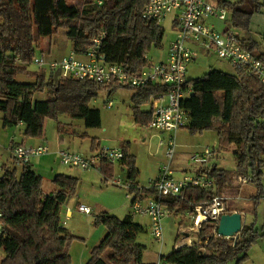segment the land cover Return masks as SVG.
Wrapping results in <instances>:
<instances>
[{"label": "trees", "instance_id": "trees-1", "mask_svg": "<svg viewBox=\"0 0 264 264\" xmlns=\"http://www.w3.org/2000/svg\"><path fill=\"white\" fill-rule=\"evenodd\" d=\"M78 8L67 0H0V112L2 125H23L25 138L40 137L45 119L57 121L58 131L65 127L61 116L82 119L85 127H98V109L89 102L102 88L114 90L120 86H101L91 81L55 77L41 73L34 81H17L15 76L25 72L35 55L37 37H49L60 29L73 44L77 54H85L92 40L103 34L99 54L108 63H119L130 70L145 66L152 48L162 46L163 27L142 18L148 0H81ZM219 2L230 8V24L237 29L248 28L250 18L261 12L263 0ZM239 37V36H238ZM239 40L241 41L240 37ZM243 43V41H241ZM244 44V43H243ZM244 46L264 65V49L250 39ZM191 91L181 106L187 116L186 127L191 133L212 130L218 136V149L233 152L236 170L250 178L256 187L255 199L263 195L264 167V84L253 76L235 71L229 74L210 69L196 78H189ZM134 90L133 117L146 126L150 116L140 110L153 93L163 90L158 85L126 87ZM46 92L45 100L34 97ZM120 163L127 167L129 189L135 195H152V187L138 188L134 183L138 174L135 159L122 146ZM104 177L112 172L110 163H100ZM19 176L15 169L5 167L0 175V247L4 256L0 264H70L68 243L72 238L61 224V208L74 194L76 177L59 173L52 179L54 192L45 193L42 177L30 164H22ZM214 180L222 179L226 171L211 167L202 169ZM208 203L206 191L186 187L179 197L168 203L170 213L179 209L193 211L195 205ZM95 222L105 225L106 233L91 251L86 264H156L142 260L145 247L136 242L143 231L131 215L118 218L107 212L97 214ZM253 224H243L236 239L214 237L217 224L204 221L198 237L202 243L173 248L164 261L174 264H228L231 259L240 264L253 242L264 234L254 230ZM242 254V256H240Z\"/></svg>", "mask_w": 264, "mask_h": 264}, {"label": "rangeland", "instance_id": "rangeland-1", "mask_svg": "<svg viewBox=\"0 0 264 264\" xmlns=\"http://www.w3.org/2000/svg\"><path fill=\"white\" fill-rule=\"evenodd\" d=\"M67 1L78 8L82 7L81 0ZM235 1L237 2L239 0ZM171 17L172 16L168 15L161 22V26L164 30V46L167 45L172 37ZM208 21L214 24L217 31H223L227 26L229 27L228 22L218 20L215 17L210 18ZM231 30L240 37L244 44H247V42L252 39L258 43L260 50H263L264 4L261 12L255 13L250 18L247 29L239 30L231 25ZM35 45L34 54L39 55L42 52L49 59L60 58L74 51L72 42L66 37L65 29H60L49 37H37ZM161 54V52L156 51V48H152L148 53L149 60L157 61L158 57H161ZM210 69L235 74L232 66L227 61L218 58L214 53L199 51L197 58L192 60L188 65L187 76L189 78L200 77ZM41 73L44 74L45 78L51 75L47 69H39L30 62L25 66V72L17 74L15 79L21 82L34 81L36 76ZM56 73L53 74V76L61 77ZM133 92V89L126 87H119L114 90L102 88L98 92V95L89 102L90 107L96 108L99 111L100 125L98 127L89 128L84 126L83 129L87 130L89 134L96 136V139L99 141L98 149L103 147L121 148L126 145L128 152L134 156L135 166L138 169L135 184L138 188H146L149 182L158 175L162 165L167 164L164 149L159 144L166 135L159 131L145 128L144 125L138 124L133 120L131 114L132 109L130 107L132 104L131 95ZM42 94L46 97L50 96L46 92H42ZM108 102H111V107H107ZM148 108V105H142L141 107L143 110H148ZM61 117L59 118L60 121H70L63 118L65 116ZM80 120L84 123L82 119ZM77 123L78 122L75 121V126L78 125ZM57 131V121L54 119H45L44 137L48 140V144L53 143L52 140L56 137ZM16 133H18V130L15 126L4 127L2 125V113L0 112V175L1 169L11 166L13 162L8 150V143L12 136H16ZM217 138V133L212 130L203 131L201 133H191L186 126L179 129L176 133V142L179 146L176 149L177 153H175L170 163L173 176L179 179L182 175L179 169L180 165H178L180 163L176 162L178 153H184V159H181L182 164L184 161V165L188 168L189 174L194 173L195 168L198 166V161L193 162L189 157L191 154L202 151L206 146H213V148L216 149L218 146ZM235 149L236 144H231L229 149L213 152L214 157L212 163H216L219 170L231 172L234 170L236 164L233 156ZM47 158V155H44L31 159L34 170L42 177V188L45 191L49 190V188L54 185L52 182L53 175L50 173L51 171L49 169L44 170ZM54 165L56 168L55 170H61L60 172L67 173L78 179L74 194L62 205L61 217L62 220L66 222L65 227L68 229V234L72 236L67 245L71 260L70 264H86L90 259L92 249L98 245L106 233L105 225L100 222H95L97 214L107 212L118 218H123L130 211L132 196L135 195V191L126 186V183L129 182L126 176L127 167L120 162L113 163L112 172L105 177L98 169V166L89 170H79L77 168L64 166L60 163L59 159L55 160V158ZM262 171V184L264 185V167ZM115 179H120L123 184H114L113 180ZM254 200L256 204V213L246 214V216L243 217V222L245 224L256 225L257 231H259L264 227V192L261 197ZM78 204L89 207L91 213L88 215L80 212L77 208ZM66 207L72 210V214L69 215V218H64L63 215ZM133 218L145 228V231L136 236L137 242L145 246L143 251V262L163 260L160 256H166L172 250L171 246L178 234L177 224L180 219L169 214L162 220L163 240L162 242H158L150 234L149 220L147 217L133 215ZM178 238L180 237L178 236ZM224 239L228 240L230 238ZM246 254L247 257L240 264H264V237L257 238L247 249ZM3 256L4 251L0 247V261ZM240 256H242V254H240ZM228 264H236V260L231 259Z\"/></svg>", "mask_w": 264, "mask_h": 264}, {"label": "built area", "instance_id": "built-area-1", "mask_svg": "<svg viewBox=\"0 0 264 264\" xmlns=\"http://www.w3.org/2000/svg\"><path fill=\"white\" fill-rule=\"evenodd\" d=\"M235 2V0H226ZM175 14L177 25L175 36L170 42L167 55L162 61H150L138 69L130 70L119 63H108L99 54V45L103 34L92 40L85 54L74 51L60 57L49 59L44 53L34 55L31 62L39 69H47L50 74H58L80 81H91L101 86L145 87L158 85L162 91L150 95L146 103L150 109V120L146 127L164 133L166 136L159 142L164 147L167 164L162 165L158 175L149 183L155 193L152 195L137 194L132 196L131 215L145 216L149 219L150 234L158 241L163 240L162 220L170 214L167 203L179 197L186 187H197L206 191L208 203L195 205L190 216L191 224L185 229L180 228L179 234L186 236L174 248L183 245L200 244L198 233L204 221L216 222L224 213H230V202L225 196L211 195L210 190L215 182L205 173L185 174L176 179L170 169L177 142L176 132L186 126L187 116L181 106L182 99L191 91L188 81V65L197 58L199 51L214 53L218 58L227 61L232 68L243 75L253 76L264 84V65L239 40L238 35L231 30L229 22L230 8L219 1L212 0H148L142 9V18L161 25L170 14ZM212 17L229 24L223 31H217L214 24L208 20ZM107 107H111L108 102ZM47 143L37 145L17 144L12 148V157L21 164H28L31 159L49 152ZM212 156L210 148H204L200 153L191 156V160L205 162ZM57 157L60 163L70 168L89 170L102 162L113 164L123 158L121 148H97L90 154L77 150L59 148ZM240 184L250 182V178L240 174L237 176ZM117 184H123L119 179ZM131 181L126 183L130 186ZM78 210L90 214L89 207L79 204ZM1 230V225H0ZM239 234V233H238ZM236 234L233 239L238 236ZM214 237H222L214 232ZM227 238L228 237H223ZM230 238V237H229ZM182 244V245H181ZM156 264H174L159 260Z\"/></svg>", "mask_w": 264, "mask_h": 264}, {"label": "crops", "instance_id": "crops-1", "mask_svg": "<svg viewBox=\"0 0 264 264\" xmlns=\"http://www.w3.org/2000/svg\"><path fill=\"white\" fill-rule=\"evenodd\" d=\"M212 1H216V0H212ZM170 16H172L171 19H170L171 29H172V37L168 41L166 46L163 45V38H162V46H161V48L156 49V51L162 53L161 57H158L157 61H162V60L165 59V57L167 55L169 44L173 40V38L175 36V29H176V25H177V21L176 20L177 19H175L176 16H175L174 13L170 14ZM163 35H164V33H163ZM133 94H134V92H133ZM133 94L131 95V102H132ZM34 97L39 99V100H45L47 98L44 94H42V92L35 93ZM149 100H150V96H149V99L147 100V102ZM147 102H145L142 105L147 106L146 105ZM142 105L139 107L140 110L142 112L148 113V115L150 116V109L148 108V110H143V109H141ZM111 106H112V104H111ZM130 107L132 109L133 103L131 104ZM131 114H132V118L134 120L133 110L131 111ZM63 118H66V119H68L70 121L61 120V122L65 123V124H70V125H65L64 128H62L61 130L57 131L56 137L52 140L53 143H50V144L47 143L48 140L46 139V137H44V131H43V135L40 136V137L25 138L22 135L23 125L20 124V123L17 124L15 126V128L18 130V133H16V136H12L10 141H9V143H8V146H9L8 150L10 152V156H11V159H12L13 162H12L11 166H7V168L15 169L17 176H19L21 171H22V166L23 165L21 163H18L12 157V148L14 146H16L17 144H24V145L26 144L28 146H32V145H37V144H41V143H47L50 150H49V152L47 154H44V155H47V157H48L46 159V161H45V165H44L45 169L44 170L49 169L51 171L50 173H51V175H53L52 179L54 178V176L56 174H59V173L67 174V173H64V172H60L61 170H55L56 168H55V165H54V158H55V160H58L57 150L59 148L66 147L68 149L78 150V151H80L83 154H90V153L94 152L95 149H97V147L99 146V141L96 139V136H93V135L89 134V132L87 130L83 129V127L85 125L80 119L72 120V119H69L67 117H63ZM75 121L78 122L77 126H75ZM145 128H147V127L145 126ZM178 146H179V144L177 143V147ZM161 147H163V146H161ZM177 147H176V149H177ZM204 148H210L212 150V156H211V158L208 161H205V162L198 161V166L195 168V172L191 173V175L198 173L202 169H209L211 167H216L217 169H219L217 167L216 163H212L213 162V157H214V153L213 152L219 151L218 146L216 147V149L213 148V146H206ZM163 149H164V147H163ZM200 152L201 151L196 152V153H200ZM175 153H177V152L175 151ZM194 154H191V156L194 155ZM44 155H41V156H44ZM41 156H39V157H41ZM191 156L189 157L190 160H191ZM36 158H38V157H36ZM181 159H184V153H180V154L178 153L177 154V161H176V162L180 163L178 165H180L179 169L181 171V174H182L181 177H182L183 175L189 174V173H188V168L186 167V165H184V161H183V164H182V160ZM191 161H193V160H191ZM32 163L30 161L28 164H30L31 169L36 174H38V172L36 170H34ZM100 165L101 164L98 165V169L99 170H100ZM110 165H112V168H113V164H110ZM3 169H1V174L3 173ZM224 171H226L225 174H224V177L222 179H217V182H215L213 188L210 190V194L211 195H220V196L227 197V199L229 200V202L231 204V209H230L231 212H239V213H241V215H242V225H243V224H245L243 222V217H245L246 214L256 213V204H255V200L254 199H255V196H256V193H257V189L251 182H248V183H245V184H240L237 181V176L238 175H240V174L245 175V174L241 173V172H238L236 170V164H235L234 170H232L231 172H229L227 170H224ZM38 175H40V174H38ZM67 175H69V174H67ZM116 180H118V179L113 180V183L116 184V185H119V184H117L115 182ZM134 183H136V182L134 181ZM263 188H264V185H263ZM56 189H57L56 186L52 185L49 188V190H47V191L44 190V191H45V193H50V192H54ZM70 214H72L71 208L66 207L65 212L63 214L64 218H67V217L69 218ZM129 214H130V211L126 215H129ZM191 214H192V211H190L189 209H179L177 212L170 213V215H174V216L178 217V219H180L178 224H177V233L178 234L176 235L175 240H174V242H173V244L171 246L172 249L174 247H176L175 245L178 244L179 241L181 242L183 237L186 236V233L179 234V231H180V228H184L185 229L187 226H189L191 224V218H190ZM131 217H132L133 222L138 224V225H140L141 228L143 229V231H145L144 226L141 223H139L138 221H135V219L133 218V215H131ZM61 224L68 232V229L65 227L66 222L64 220H62V217H61ZM253 227H254V230L257 233L264 234V230H263L264 227H262V229L259 230L260 232L257 231V226L256 225H254ZM178 236L180 238H178ZM136 242H137V237H136ZM137 243H139V242H137ZM141 245H143V244H141ZM142 260H143V256H142ZM158 261L159 260H157L156 262H145V263H157Z\"/></svg>", "mask_w": 264, "mask_h": 264}, {"label": "water", "instance_id": "water-1", "mask_svg": "<svg viewBox=\"0 0 264 264\" xmlns=\"http://www.w3.org/2000/svg\"><path fill=\"white\" fill-rule=\"evenodd\" d=\"M102 59H104L102 57ZM242 215L239 212L224 213L217 223L216 232L222 237L233 238L241 230Z\"/></svg>", "mask_w": 264, "mask_h": 264}]
</instances>
